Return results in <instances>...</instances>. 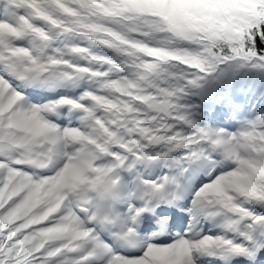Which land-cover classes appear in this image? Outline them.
Segmentation results:
<instances>
[{
  "label": "snow or ice",
  "instance_id": "snow-or-ice-1",
  "mask_svg": "<svg viewBox=\"0 0 264 264\" xmlns=\"http://www.w3.org/2000/svg\"><path fill=\"white\" fill-rule=\"evenodd\" d=\"M0 264H264V0H0Z\"/></svg>",
  "mask_w": 264,
  "mask_h": 264
}]
</instances>
